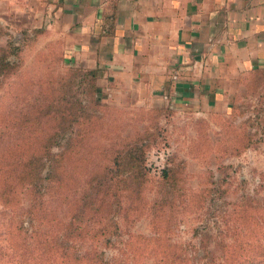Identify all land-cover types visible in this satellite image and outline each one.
<instances>
[{
    "label": "rangeland",
    "instance_id": "374dc122",
    "mask_svg": "<svg viewBox=\"0 0 264 264\" xmlns=\"http://www.w3.org/2000/svg\"><path fill=\"white\" fill-rule=\"evenodd\" d=\"M32 30L0 19V58L13 66L7 76L0 75V174L15 173L14 161L29 153L27 142L33 134L25 124L31 121L34 103L77 90V95L68 98L81 99L105 118L103 124L100 117L91 123L90 139L147 135L152 177L149 198L154 190L164 189L157 179L161 167L172 158L182 160L179 206L165 216L174 222L169 231L174 240L187 243L191 254H199L204 249L198 241L206 233L208 250L222 254L215 240H233L240 263L246 257L252 259L251 264L264 263V68L244 75L226 107L185 109L170 99L137 95L136 90H100L98 85L95 91L87 84L78 85L69 67L74 64L64 61L58 42L44 44L41 40L46 31ZM79 168L81 178L87 170ZM6 196L14 201L6 204L0 198V264H32L34 251L30 257L27 245L35 242L29 237L30 230L23 232L28 225L23 214L28 191L23 187L7 191ZM127 222L118 231L115 245L103 247L106 254L120 252L125 247L121 239L129 233H153L145 212ZM147 244L141 238L134 248L146 253Z\"/></svg>",
    "mask_w": 264,
    "mask_h": 264
},
{
    "label": "trees",
    "instance_id": "16d2710c",
    "mask_svg": "<svg viewBox=\"0 0 264 264\" xmlns=\"http://www.w3.org/2000/svg\"><path fill=\"white\" fill-rule=\"evenodd\" d=\"M69 67L75 72L78 85L87 84L98 90L97 69ZM12 69L9 61L0 58L2 77ZM77 93L66 90L34 103L31 121L26 120L25 124L33 134L27 142L29 153L14 161L15 173L0 174V198L4 203L14 201L6 196L7 191L16 192L23 187L28 191L29 200L23 211L28 225L23 232L30 230L29 237L35 242L27 245L30 257L34 251L32 264H251L250 257L240 263L233 240H215L222 254L207 249L206 233L199 238L204 249L199 254H191L187 243L174 240L169 234L174 222L165 216L179 206L182 160L176 162L172 158V162L161 167L157 179L164 189L154 190L149 198L148 183L152 177L147 135L126 133L106 136L107 141L90 139L91 123L100 117L103 124L105 118L81 99L68 98ZM55 144L57 149L52 151ZM78 167L87 170L81 178ZM144 212L149 215L153 233H129L125 240L121 239L125 247L120 252L106 254L103 247L115 245L122 224ZM141 238L149 243L146 253L134 248Z\"/></svg>",
    "mask_w": 264,
    "mask_h": 264
},
{
    "label": "crops",
    "instance_id": "0c3cea01",
    "mask_svg": "<svg viewBox=\"0 0 264 264\" xmlns=\"http://www.w3.org/2000/svg\"><path fill=\"white\" fill-rule=\"evenodd\" d=\"M0 19L41 28L100 90L226 107L264 68V0H0ZM136 90V91H135Z\"/></svg>",
    "mask_w": 264,
    "mask_h": 264
}]
</instances>
